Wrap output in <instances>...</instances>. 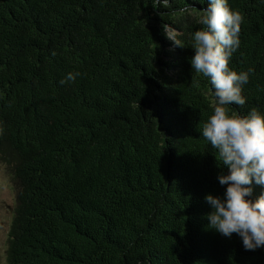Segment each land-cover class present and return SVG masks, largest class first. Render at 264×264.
Instances as JSON below:
<instances>
[{"label": "trees", "instance_id": "1", "mask_svg": "<svg viewBox=\"0 0 264 264\" xmlns=\"http://www.w3.org/2000/svg\"><path fill=\"white\" fill-rule=\"evenodd\" d=\"M228 5L243 18L229 67L252 71L245 104L226 108L264 113V0ZM206 7L0 0V158L16 189L7 264H264V246L208 227L204 196L223 195L227 169L199 131L215 99L190 65ZM68 73L80 75L61 84Z\"/></svg>", "mask_w": 264, "mask_h": 264}, {"label": "clouds", "instance_id": "2", "mask_svg": "<svg viewBox=\"0 0 264 264\" xmlns=\"http://www.w3.org/2000/svg\"><path fill=\"white\" fill-rule=\"evenodd\" d=\"M153 7H167L169 0H151ZM239 12L230 9L228 0H207V7L197 18L203 27L192 33L191 70L207 79L215 104L212 114L199 130L201 136L216 151L219 166L227 169L218 174L222 196H204L210 207L208 227L224 237L233 233L241 238L245 250L264 246V113L252 108L244 116L229 113L230 104L243 106L242 86L252 71L236 72L229 59L238 49ZM166 36L181 45L168 34ZM55 53H53L54 55ZM79 73H68L60 83L75 80ZM252 184L261 186L260 195L252 199Z\"/></svg>", "mask_w": 264, "mask_h": 264}, {"label": "rangeland", "instance_id": "3", "mask_svg": "<svg viewBox=\"0 0 264 264\" xmlns=\"http://www.w3.org/2000/svg\"><path fill=\"white\" fill-rule=\"evenodd\" d=\"M196 13L184 11L179 19L195 18ZM178 42V36L183 32L177 29H168ZM173 41V40H172ZM16 203V189L12 180V169L8 162L0 158V264H7L5 259V245L11 222L13 209Z\"/></svg>", "mask_w": 264, "mask_h": 264}]
</instances>
